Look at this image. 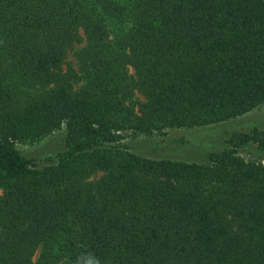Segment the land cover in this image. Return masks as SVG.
Listing matches in <instances>:
<instances>
[{"label": "trees", "instance_id": "16d2710c", "mask_svg": "<svg viewBox=\"0 0 264 264\" xmlns=\"http://www.w3.org/2000/svg\"><path fill=\"white\" fill-rule=\"evenodd\" d=\"M263 103L264 0H0V264H264V129L218 126ZM194 129L202 163L121 143Z\"/></svg>", "mask_w": 264, "mask_h": 264}, {"label": "rangeland", "instance_id": "374dc122", "mask_svg": "<svg viewBox=\"0 0 264 264\" xmlns=\"http://www.w3.org/2000/svg\"><path fill=\"white\" fill-rule=\"evenodd\" d=\"M81 36L83 37V34ZM84 44L85 42L83 40L81 44L75 46V49L82 47ZM68 64H71L73 68L75 67L73 51H70V53L68 54L65 69L68 67ZM137 99L142 100L143 98L140 95H137ZM218 126H224L223 130L227 129V134L229 135L233 132H248L252 129L262 130L264 129V103L259 105L252 112L245 114L241 117L232 119ZM204 130L206 129L168 130L163 133L154 134L148 137H134L130 134H123L121 143L125 147L129 148L130 151H134L142 156L154 160H171L190 163H202L207 159V153H201L202 151L198 149V147H200L199 144L191 142L189 146L185 145V147H182L177 146L175 143L179 139L194 141L197 139V136H200L201 133H203ZM201 136L203 137V135ZM64 137L65 128L63 126L58 131L53 132L49 136L35 143L16 144V148L21 155L34 159V162L32 164L33 168L41 169L51 163V161H49V157H53L54 155H56V153L63 150ZM224 138H219V136H217L210 142H213V145L221 147L220 145H223ZM244 155L246 158L252 160L261 159L260 153H256L255 150H253L252 152L245 153ZM1 194L2 192L0 190V195ZM38 256L39 251L36 252L35 256L32 259L33 264L36 263Z\"/></svg>", "mask_w": 264, "mask_h": 264}, {"label": "clouds", "instance_id": "9594fccd", "mask_svg": "<svg viewBox=\"0 0 264 264\" xmlns=\"http://www.w3.org/2000/svg\"><path fill=\"white\" fill-rule=\"evenodd\" d=\"M89 264H92V261L91 260L89 261ZM96 264H99V261L98 260L96 261Z\"/></svg>", "mask_w": 264, "mask_h": 264}]
</instances>
